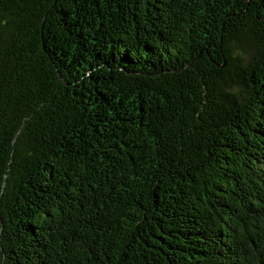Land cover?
Instances as JSON below:
<instances>
[{"label":"trees","instance_id":"16d2710c","mask_svg":"<svg viewBox=\"0 0 264 264\" xmlns=\"http://www.w3.org/2000/svg\"><path fill=\"white\" fill-rule=\"evenodd\" d=\"M0 264H264V0H0Z\"/></svg>","mask_w":264,"mask_h":264}]
</instances>
